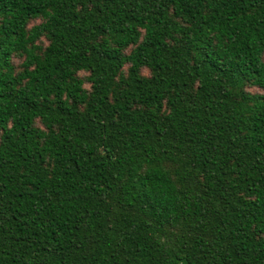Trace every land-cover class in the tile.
<instances>
[{
  "label": "trees",
  "instance_id": "1",
  "mask_svg": "<svg viewBox=\"0 0 264 264\" xmlns=\"http://www.w3.org/2000/svg\"><path fill=\"white\" fill-rule=\"evenodd\" d=\"M0 264H264V0H0Z\"/></svg>",
  "mask_w": 264,
  "mask_h": 264
},
{
  "label": "rangeland",
  "instance_id": "2",
  "mask_svg": "<svg viewBox=\"0 0 264 264\" xmlns=\"http://www.w3.org/2000/svg\"><path fill=\"white\" fill-rule=\"evenodd\" d=\"M18 62V61H17Z\"/></svg>",
  "mask_w": 264,
  "mask_h": 264
}]
</instances>
